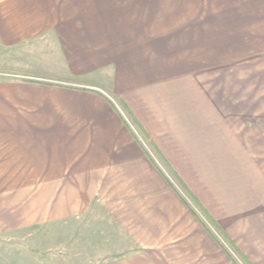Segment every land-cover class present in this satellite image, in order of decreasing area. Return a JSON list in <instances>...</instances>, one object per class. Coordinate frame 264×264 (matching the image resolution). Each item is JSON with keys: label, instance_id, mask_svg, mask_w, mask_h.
Instances as JSON below:
<instances>
[{"label": "crops", "instance_id": "crops-1", "mask_svg": "<svg viewBox=\"0 0 264 264\" xmlns=\"http://www.w3.org/2000/svg\"><path fill=\"white\" fill-rule=\"evenodd\" d=\"M0 264H264V0H0Z\"/></svg>", "mask_w": 264, "mask_h": 264}, {"label": "rangeland", "instance_id": "rangeland-1", "mask_svg": "<svg viewBox=\"0 0 264 264\" xmlns=\"http://www.w3.org/2000/svg\"><path fill=\"white\" fill-rule=\"evenodd\" d=\"M123 109V107H122ZM124 117L131 122L134 128V133L137 134L138 139L142 142L144 145L147 153L151 156L153 161L156 163V165L168 176V179L172 182V184L175 186V188L178 190L179 193L184 195L188 200L191 201V203L194 205V207L197 210H202V207L194 201V197L191 194V192L188 190V188L182 183V180L173 172V170L164 162L162 159L161 153L158 151V149L152 144V141L150 138L144 136V134L139 129L138 125L134 121V119L128 114L127 111L123 109ZM133 130V129H132ZM255 172V171H254ZM251 174V173H250ZM225 179V178H224ZM252 183H256L258 180L256 178H252ZM225 182L231 183L234 187L235 193H244L240 189L241 187L238 185L237 177L231 176L230 174L226 177ZM254 186V185H253ZM249 191H252L250 189ZM250 193H256V190L254 189L253 192Z\"/></svg>", "mask_w": 264, "mask_h": 264}, {"label": "trees", "instance_id": "trees-1", "mask_svg": "<svg viewBox=\"0 0 264 264\" xmlns=\"http://www.w3.org/2000/svg\"><path fill=\"white\" fill-rule=\"evenodd\" d=\"M162 171V170H161ZM163 172V171H162ZM164 173V172H163ZM166 179L168 180V182L170 183V185H172L174 188L175 186L172 184V182L168 179V176L164 173ZM176 189V188H175ZM176 191L178 192V190L176 189ZM178 194L182 197V199L186 202V204L190 207V209H192L193 211H197V209L194 207V205L191 203L190 200H188L184 195H182L181 193L178 192ZM195 202H197L194 199ZM198 203V202H197Z\"/></svg>", "mask_w": 264, "mask_h": 264}, {"label": "built area", "instance_id": "built-area-1", "mask_svg": "<svg viewBox=\"0 0 264 264\" xmlns=\"http://www.w3.org/2000/svg\"><path fill=\"white\" fill-rule=\"evenodd\" d=\"M118 110L120 111V113L122 114V116L124 117V113H123V109L121 106H117ZM125 118V117H124ZM126 122L128 123V125L130 126V128L133 129L134 131V128H133V125L131 124V122H129L126 118H125ZM135 132V131H134Z\"/></svg>", "mask_w": 264, "mask_h": 264}]
</instances>
